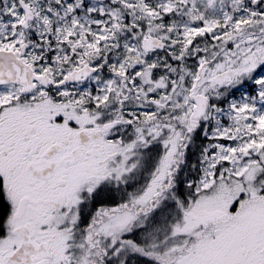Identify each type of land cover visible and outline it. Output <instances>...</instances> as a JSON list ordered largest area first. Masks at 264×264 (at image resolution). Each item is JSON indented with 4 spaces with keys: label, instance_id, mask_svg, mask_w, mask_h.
Here are the masks:
<instances>
[{
    "label": "snow or ice",
    "instance_id": "6c2138e0",
    "mask_svg": "<svg viewBox=\"0 0 264 264\" xmlns=\"http://www.w3.org/2000/svg\"><path fill=\"white\" fill-rule=\"evenodd\" d=\"M0 264H264V0H0Z\"/></svg>",
    "mask_w": 264,
    "mask_h": 264
}]
</instances>
